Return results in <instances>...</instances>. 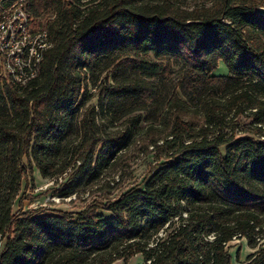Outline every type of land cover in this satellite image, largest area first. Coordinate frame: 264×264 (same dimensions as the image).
I'll return each mask as SVG.
<instances>
[{"label":"trees","instance_id":"1","mask_svg":"<svg viewBox=\"0 0 264 264\" xmlns=\"http://www.w3.org/2000/svg\"><path fill=\"white\" fill-rule=\"evenodd\" d=\"M18 1L0 0V10ZM94 1L23 0L54 46L27 86L0 76V264H115L140 253L151 264H234L227 245L238 237L257 249L243 264H264V4L210 0L187 10L180 0ZM164 60L183 67L182 97L173 93L162 128L149 127L150 143L164 140L173 151L144 186L77 213H14L23 160L51 178L69 155L85 74L108 71L113 83L99 105L116 112L159 102L153 78L166 71ZM222 62L228 74H215ZM129 139L85 133L83 174L68 193L86 175L98 178Z\"/></svg>","mask_w":264,"mask_h":264},{"label":"rangeland","instance_id":"2","mask_svg":"<svg viewBox=\"0 0 264 264\" xmlns=\"http://www.w3.org/2000/svg\"><path fill=\"white\" fill-rule=\"evenodd\" d=\"M87 1L91 5L95 2L94 0H82L83 3ZM250 1L264 4L263 0ZM203 4L211 6L210 0H180V6L187 10H193ZM162 64L166 71L153 78L157 84L159 102L153 103L148 100L147 104H126L116 112L102 110L99 105L102 88L106 83H113L107 79L108 71L96 70L85 74V90L80 97L82 101L79 113L75 118L76 131L69 138V146H71L69 155L58 160L60 171L51 178H44L34 163L28 165L27 159L23 160L28 170L22 183L21 192L14 203L13 212L38 210L46 213H77L94 203L117 200L124 192L135 186L143 187L151 169L156 164L164 162L173 151V149L171 151L166 148L164 140H160L157 145L150 143L152 132H149V127L162 128V116L168 108L173 93L182 97L177 91L179 77L183 70L182 65L174 60H164ZM215 74H228V69L223 62ZM85 133L94 134L97 138L129 134L130 139L128 145L98 178L86 175L83 182L68 193L70 187L83 174V172H79V167L81 165L80 158L87 150L83 146ZM101 146L102 143L98 144L97 152ZM77 147L80 151L74 155L73 148ZM99 213L111 215L100 209ZM167 227L151 239L149 248L155 247L160 239L165 238L172 230V227ZM258 237L259 244L264 247V233ZM227 249L232 255L234 264H243L248 255L257 250L251 248L244 237L234 238L227 245ZM115 264H149V261L140 253L134 255L127 262L118 260Z\"/></svg>","mask_w":264,"mask_h":264},{"label":"built area","instance_id":"3","mask_svg":"<svg viewBox=\"0 0 264 264\" xmlns=\"http://www.w3.org/2000/svg\"><path fill=\"white\" fill-rule=\"evenodd\" d=\"M53 46L49 32L29 14L23 0L0 10V76L9 83L25 87L37 78Z\"/></svg>","mask_w":264,"mask_h":264},{"label":"water","instance_id":"4","mask_svg":"<svg viewBox=\"0 0 264 264\" xmlns=\"http://www.w3.org/2000/svg\"><path fill=\"white\" fill-rule=\"evenodd\" d=\"M257 12H258L259 14H264V7H258V8H257Z\"/></svg>","mask_w":264,"mask_h":264}]
</instances>
